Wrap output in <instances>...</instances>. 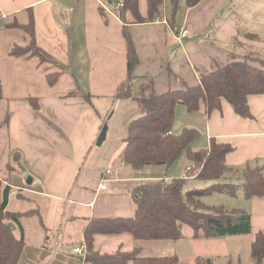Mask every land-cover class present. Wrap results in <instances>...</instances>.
<instances>
[{
  "label": "crops",
  "instance_id": "obj_1",
  "mask_svg": "<svg viewBox=\"0 0 264 264\" xmlns=\"http://www.w3.org/2000/svg\"><path fill=\"white\" fill-rule=\"evenodd\" d=\"M122 1L0 0L3 83L0 178L12 186L8 210L28 212L20 218V225L10 222L16 236H22L26 242L17 264H84L85 254L76 252L75 248L83 246L86 252L83 234L90 219L134 216L137 209L134 191L141 184L169 183L184 174L195 181L199 178L194 173L187 174L188 168L198 164L191 162L187 153L176 161L186 158V169L180 176L171 169L173 165L167 169L165 165L154 164L162 167L159 171L154 165L135 169L123 160L128 124L144 111L142 99H119L114 94L128 73L124 26L138 54L133 70L136 89L152 79L155 92L165 93L194 86L200 80V72L208 73L244 60L250 53L257 62L264 59V0H201L191 6L186 0H179L174 16L171 0H165L163 11L149 21L148 0H139L143 22L136 21L131 11L116 8ZM64 7L74 10L71 26L65 24L68 14ZM29 9L34 13L37 44L53 55V62H41L37 58V63L29 66L24 62L36 57L11 53L15 47L28 44L30 36L23 34L26 44H17L9 39L8 31L19 27L7 23H26ZM87 12V22L93 25L88 35H80L78 20ZM174 25L185 27L189 32L181 39L175 35ZM115 33L123 39L121 48L110 37ZM101 43L103 46L99 47ZM94 49L98 53L93 52ZM84 51L88 52V59L84 58ZM2 63H9L12 69L8 88ZM35 66L45 69L47 75L59 73L57 83L51 85L46 80L50 87L63 81H68L70 87L64 84L63 93L41 90L42 93L35 95L34 86L24 87L23 82L24 78L32 83L30 76L35 74L31 70H35ZM118 69L121 76L113 78L111 71ZM100 70L104 71L102 75L97 73ZM85 71L91 72L88 85L80 78ZM30 96L39 97L37 110L31 107ZM248 103L252 118L241 117L225 99L222 110H215L209 116L204 110L189 112L185 105H177L178 133L184 126L197 127L203 133L202 138H207L206 146L201 148H208L211 137L233 146L225 157L228 167L218 181L236 185L234 196L238 199L245 195L242 185L248 167L262 168L264 174V94H251ZM105 124L109 125L107 137L98 145V135ZM14 152L20 155L18 163L13 161ZM8 163L16 165L12 172L7 168ZM166 170H171L170 175L164 177ZM28 177L31 183L26 182ZM104 177L110 181L105 189H99ZM14 193L23 203L20 209L10 207ZM246 199L238 209L251 214L253 239H245V235L251 233L195 237L193 228L185 224L184 237L177 240H136L130 233H100L95 235V248L99 252L114 253L139 247L141 256L175 254L179 257L178 264H197L196 259L200 257L209 258L213 264H252L251 243L257 230L264 231V196Z\"/></svg>",
  "mask_w": 264,
  "mask_h": 264
},
{
  "label": "trees",
  "instance_id": "obj_2",
  "mask_svg": "<svg viewBox=\"0 0 264 264\" xmlns=\"http://www.w3.org/2000/svg\"><path fill=\"white\" fill-rule=\"evenodd\" d=\"M188 6L195 5L201 0H186ZM124 10H129L136 17V21H145L140 14L139 0H123ZM179 0H171L172 15L178 9ZM165 0H148L149 20H153L163 11ZM99 9L103 11L100 6ZM26 23L17 21L7 23L24 29L30 36V42L17 46L11 50L16 56L28 54L40 59L41 62H53L55 59L37 44L34 13L29 9ZM2 16L0 12V17ZM127 39V76L116 90L115 97L140 98L143 100L144 113L130 120L123 160L135 169L147 165L162 164L168 169L183 153L196 166L187 169V174L193 173L201 179L215 181L204 188L183 191L186 177H175L167 182L155 184H141L134 192L137 201L135 215L131 217H99L90 219L84 230L85 256L84 264H178L179 257L175 254L141 256L139 247L133 250H117L99 252L95 248V235H114L130 233L136 240L143 239H180L183 238L182 227L185 224L193 228L195 237H213L242 235L252 233L251 214L244 209H226L221 206L209 207L201 201V197L213 192H227L236 194V185L222 183L220 180L227 169L226 155L234 148L228 142H220L216 137L210 138L208 148L194 149L192 143L203 136L197 127L184 126L178 133L174 131L177 108L180 103L189 112L204 110L209 116L215 110H222L223 99L227 100L234 111L241 117L252 118L248 98L251 94H264V59L255 60L250 53L244 60H236L208 73L200 72V80L194 86H187L177 90H167L157 93L154 83H142L137 89L134 87L133 70L138 63L133 38L123 27ZM58 72L47 75L50 84L57 83ZM76 92H74L75 94ZM70 95H73L72 93ZM3 83L0 72V99L3 97ZM89 99V95H86ZM33 109L39 108V97H29ZM19 154L13 153V161L18 163ZM12 172L16 165L7 164ZM262 168H250L245 171L243 189L250 197L264 196V174ZM0 178V264H17L26 245L23 237L16 236L10 222H18L28 212L8 210L9 195L12 191L10 184H5ZM250 258L252 264H264V231L257 230L255 239L251 243ZM197 264H213L209 258L196 259Z\"/></svg>",
  "mask_w": 264,
  "mask_h": 264
},
{
  "label": "rangeland",
  "instance_id": "obj_3",
  "mask_svg": "<svg viewBox=\"0 0 264 264\" xmlns=\"http://www.w3.org/2000/svg\"><path fill=\"white\" fill-rule=\"evenodd\" d=\"M93 12H91L90 11V16H91V14H92ZM89 13L87 12V14H86V16H82V17H80V19L78 20L79 21V31H78V33H80V35H88L89 34V30H91V28H92V25L93 24H90V23H88L87 21H88V18H89V15H88ZM75 16V15H74ZM109 15L107 14L106 15V17H108ZM70 18H71V22H72V19H74L73 18V16H72V14L70 15ZM71 25H72V23H71ZM70 25V26H71ZM74 26V25H73ZM8 33H9V35L8 36H10L9 37V39L10 40H14V41H17V44H19V45H22V44H26V42L23 40V34H25L27 37L29 36L28 35V32H26V30H24V29H13V30H10V31H8ZM77 33V34H78ZM111 37V39L112 40H114V42H115V45L118 47V48H121V47H123V39L121 38V39H119V37H117L116 36V33H115V35L113 34V35H111L110 36ZM85 39V38H84ZM83 39V40H84ZM3 40V39H2ZM106 41H107V39H106ZM106 41L104 40L103 42H105L106 43ZM103 45H102V43H101V45H99V47H102ZM89 47H87V49H88ZM86 48L85 47H83V50H85ZM85 53H86V55H85V59H88L89 58V55H88V52L87 51H84ZM93 52H95V53H98V52H96L95 51V49L93 50ZM111 53V52H110ZM115 53H116V55H115ZM112 54V53H111ZM2 56H3V54H1ZM114 55L116 56V58L118 57V52H117V49H115L114 48ZM16 58H20V57H16ZM34 58V57H33ZM37 58H38V56L36 57V58H34L33 60H31V61H26V62H24V63H26L27 65H29V66H33V64H34V62H36L37 61ZM37 63V62H36ZM2 64H4V69H5V71L7 72V76L5 75V78H4V80H5V83H6V88H8L9 87V84H11V79H12V74H11V71H12V69H10L9 68V63H2ZM44 66V65H43ZM31 71H33L34 72V74L35 75H33V76H30V80H31V82L32 83H30V82H27V80L26 79H24L23 78V82H24V87H28V86H34L33 87V89L32 90H34L33 92H34V94L36 95V94H38V93H42L41 92V90L42 91H52V90H55V91H58L59 93H63L65 90H66V86H68V87H70V85L67 83L68 81H63L61 84H59V85H56V86H52V87H50L48 84H47V82H46V80H47V73L45 72V69H43V68H40L39 66H35V70H31ZM124 71H125V69H124ZM45 73H46V76H45ZM97 73H99V74H103L104 73V71H102V70H100V71H98ZM115 73V74H114ZM89 74H91V72L90 71H85V72H81V76H80V78H81V80H83V82H84V84H86V85H88L89 83H88V75ZM71 75V74H70ZM72 75H76V74H72ZM71 75V76H72ZM114 75H116V77H120L121 76V70H116V71H114L113 73H112V71H111V76L114 78ZM20 80H22V78H19ZM70 80V79H69ZM64 84L66 85V86H64ZM75 89H77V88H75ZM38 91V92H36V91ZM85 90H88V88H86ZM36 92V93H35ZM140 99V98H139ZM145 111H142V112H140L139 114H138V116L139 115H141V114H143ZM138 116H136V117H138ZM3 118V115L1 116V119ZM176 119H177V114H176ZM178 119H179V117H178ZM176 123H177V120H176ZM176 123H175V126L173 127L174 128V131H176V132H178V128H179V126H178V128H177V126H176ZM206 141H207V138L206 137H201V138H199V139H197L195 142H193L192 143V146L193 147H204V146H206ZM186 158H184L183 160H182V162H174V164H173V168H171V169H173L174 170V172H175V174L176 175H178V176H180V174H182L183 173V171L186 169ZM199 164V163H198ZM197 164V165H198ZM154 166H157V167H154ZM154 166H151V167H154L157 171H159L162 167H158V165H154ZM153 168V169H154ZM170 171L171 170H169V171H164L163 172V176L164 177H167V176H169L170 175ZM185 173V172H184ZM196 174V173H195ZM181 176H183V175H181ZM184 176H185V174H184ZM110 181V180H109ZM213 181V180H212ZM215 181H213V182H211V181H209V180H204V179H201V178H198L196 181H195V179H190L188 176H186V183H185V185H184V189H183V191H189V190H191V189H195L194 187H196L197 189L198 188H204V187H207V186H209V185H212L213 183H214ZM197 185V186H196ZM247 197H245V195H244V197H241L240 199H238L237 197H235V196H232V195H230V194H225V193H222V192H218V191H216V192H213L212 194H210V195H205V196H203L202 197V199L204 200V203L205 204H208V206H210V207H212V206H218V207H221V206H223V207H225L226 209L227 208H230V209H238V208H240V206H241V204H243L244 205V202H246V199ZM256 199V198H255ZM259 199H261V198H259ZM237 206V207H236ZM10 207H11V209H13V208H15V209H17V208H19V207H23V203H22V201H21V199L19 198V196H18V194L17 193H14L13 194V196H12V202H11V205H10ZM25 207V206H24ZM20 209V208H19ZM36 219V218H35ZM187 226V225H186ZM187 228H190V227H188L187 226ZM253 237H254V234L253 233H251L250 235H245V239L246 240H249V239H253ZM226 240H229V238L228 239H226ZM228 242V241H227ZM158 255V254H157ZM157 255H152V256H157ZM170 256V255H169Z\"/></svg>",
  "mask_w": 264,
  "mask_h": 264
},
{
  "label": "built area",
  "instance_id": "obj_4",
  "mask_svg": "<svg viewBox=\"0 0 264 264\" xmlns=\"http://www.w3.org/2000/svg\"><path fill=\"white\" fill-rule=\"evenodd\" d=\"M123 6H124V2L122 1V2L117 4L116 8L120 9V7L122 8ZM64 10L68 14V16L65 18V24L71 25L70 15L74 10L70 7H64ZM163 21L168 23V21L165 18L163 19ZM172 29H173L175 35H177V37L179 36V38H181V39L183 37H185L187 35V33L189 32V30L187 28L179 26V25L178 26L177 25L172 26ZM107 173L108 174L111 173V170L108 169ZM109 180L110 179H107V177H104L100 186H99V189H105ZM75 251L80 252L82 254H85L83 251V246L75 248Z\"/></svg>",
  "mask_w": 264,
  "mask_h": 264
},
{
  "label": "water",
  "instance_id": "obj_5",
  "mask_svg": "<svg viewBox=\"0 0 264 264\" xmlns=\"http://www.w3.org/2000/svg\"><path fill=\"white\" fill-rule=\"evenodd\" d=\"M108 128H109V125L105 124L103 126V128L101 129V131H100V133L98 135V139H97V144L98 145H101L104 142V140L106 139V137H107L106 134H107ZM31 181H32L31 177H28L26 182L31 183Z\"/></svg>",
  "mask_w": 264,
  "mask_h": 264
}]
</instances>
